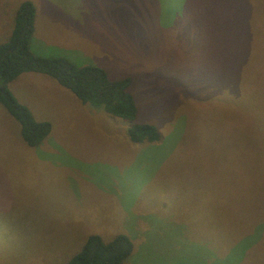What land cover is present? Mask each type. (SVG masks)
Returning <instances> with one entry per match:
<instances>
[{
	"label": "rangeland",
	"instance_id": "obj_1",
	"mask_svg": "<svg viewBox=\"0 0 264 264\" xmlns=\"http://www.w3.org/2000/svg\"><path fill=\"white\" fill-rule=\"evenodd\" d=\"M23 0H0V43ZM30 49L129 77L136 123L53 77L8 83L46 137L0 104V264H66L126 235L121 264H264V0H30Z\"/></svg>",
	"mask_w": 264,
	"mask_h": 264
},
{
	"label": "trees",
	"instance_id": "obj_2",
	"mask_svg": "<svg viewBox=\"0 0 264 264\" xmlns=\"http://www.w3.org/2000/svg\"><path fill=\"white\" fill-rule=\"evenodd\" d=\"M35 14L32 1H21L10 35L0 43V104L19 123L23 141L29 146L38 145L51 129L49 121L35 119L30 109L8 88L10 81L26 71L47 74L72 91L81 103L102 107L106 113L128 120L126 131L132 142L158 140L155 126L134 121L136 106L128 89L129 77L110 78L102 67L77 65L64 56L45 57L32 52L30 42ZM131 251V240L124 234L108 242L98 235H90L66 264H121Z\"/></svg>",
	"mask_w": 264,
	"mask_h": 264
}]
</instances>
